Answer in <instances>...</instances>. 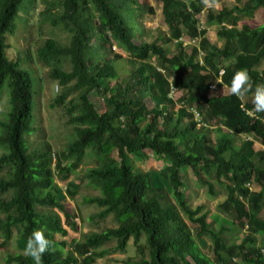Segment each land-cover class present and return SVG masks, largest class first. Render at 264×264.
<instances>
[{
    "label": "trees",
    "instance_id": "obj_1",
    "mask_svg": "<svg viewBox=\"0 0 264 264\" xmlns=\"http://www.w3.org/2000/svg\"><path fill=\"white\" fill-rule=\"evenodd\" d=\"M37 1L44 6L40 22L60 28L69 38L66 44L47 39L36 51L62 90L53 105L65 112L72 131L59 154L46 142L29 145L36 132V82L23 68L28 53L7 55L6 36L26 22L21 14L28 15ZM156 1L167 38L146 43L138 0H0V94L7 91L9 105L0 120V249L18 230L19 251L6 255L3 264H33L24 245L36 229L51 242L42 264H94V257L106 253L100 250L105 244L115 242L114 250L123 253L131 241L137 259L126 264H264V113L252 111L251 91L239 98L209 95L221 71L220 90H229L233 74L241 69L247 70L253 89L264 85V70L257 69L264 62V24L236 29L242 18L264 14V0L206 12L205 23L218 27L220 48L208 40L197 18L205 0H191L187 6L184 0ZM184 36L197 42L190 51L178 43ZM172 43L177 53L170 56L162 45ZM124 55L137 66L127 81H119L116 63ZM151 58L156 65L144 66ZM66 64L70 71L64 70ZM172 89L181 96L170 97ZM91 92L101 97L103 113L89 99ZM193 108L205 126H197ZM211 122L224 130L214 139ZM236 138L241 139L238 145ZM255 142L263 149L254 151ZM87 151L94 166L85 179L99 196L84 203L99 208L95 218L112 216L117 226L88 233L67 249L55 236L66 237V228L76 233L77 225L62 205L65 194L54 182L52 164L67 180ZM144 151L165 161L160 171L134 173L127 154L140 157ZM186 169L209 196L217 197L215 185L223 190L225 199L217 208L232 219L231 230L212 229L202 206L190 208L181 179ZM66 195L73 199L75 192L67 190ZM228 231L242 233L240 242L226 244L223 233ZM204 237L212 243L211 259L202 252Z\"/></svg>",
    "mask_w": 264,
    "mask_h": 264
},
{
    "label": "rangeland",
    "instance_id": "obj_2",
    "mask_svg": "<svg viewBox=\"0 0 264 264\" xmlns=\"http://www.w3.org/2000/svg\"><path fill=\"white\" fill-rule=\"evenodd\" d=\"M190 1L191 0H184L183 4L187 6ZM138 2L143 11L141 14L143 30L142 41L150 43L156 41L159 37L167 38V30L165 26H162L161 5L156 0H138ZM244 3L245 0H205L204 12L197 18L200 22V25L206 29V37L213 45L220 48L222 47L223 42L219 41L216 37V32L218 31L217 25L205 23L204 17L206 12L216 13L224 8L231 9L234 6H242ZM43 8V4L40 1H37L36 7H34V10L29 12L28 15L21 14V18L26 20V22L21 21L17 23L14 35L6 36V44L8 45L7 55L10 58H15L18 53L21 55V57L25 52L28 53L29 62L28 64H25L23 68H26L30 71L36 82L37 93L34 98L35 102L33 101L32 121V125H34L36 132L28 138L29 145L31 147H35V145L39 142H46L50 145L53 153L59 154L70 142L72 131L71 128L66 125L67 116L65 112L61 107H56L53 105V102L61 94L62 90L55 82L50 79V69L45 67L37 60L36 51L47 39H55L60 43L66 44L68 43L69 38L67 32L61 30L60 28H52L49 24L40 22L41 18L39 13L43 10ZM263 24L264 14L263 12L258 11L252 18H242L236 29H239L242 25L248 26L249 28H256ZM178 43H181L187 51H190L191 47L197 45L196 41H190L185 36L182 37ZM162 46L168 50L170 56L177 53L176 43L163 44ZM113 53L115 52L113 51ZM143 65L155 66V59L151 58L150 61L144 62ZM116 66L118 80L127 81L131 71L137 66V63L124 55L122 59L116 63ZM257 69L259 71L264 70V62ZM64 70L70 71V66L66 64ZM114 82L115 81L112 80L110 82V86H113ZM229 93V90L221 89L213 93L211 92L209 95L220 97L228 95ZM176 96L178 98L181 96V94L174 95V99ZM74 97L75 94H72L67 101L72 100ZM89 99L91 100L92 104H94L98 113L104 112V104L98 94L91 92L89 94ZM8 108V94L7 91L3 89L2 93L0 94V120L3 119L8 111ZM196 111L200 112L198 109H196ZM219 124V122L216 124L213 122L210 123V128L212 129L210 131L212 132V139L224 131L222 126ZM240 141V138H236V145H238ZM261 149L263 148L257 142H255L253 150L259 151ZM1 152L2 151L0 150V154ZM113 156L117 158V152H114ZM127 161L131 164L134 173L160 171L161 167L165 164L164 160H156L149 151H144L140 157H134L127 154ZM66 164L67 163L63 162L62 166H65ZM93 166L94 159L91 153L87 151L86 156L83 158L76 171L72 173L67 180H61V177L57 175L58 170L55 168L54 163L52 164L54 182L65 194V200L62 202V205L64 206L65 211L74 215V220L76 221L77 225L76 233L72 232L69 228L64 227L68 232L67 236L64 238L59 235L55 236V240L57 242H64L67 245V249H70L73 244L79 243L82 237L88 233H100L106 229H112L117 226L112 216H108L103 220L95 218L94 216L98 214L99 208L84 203V200L87 198L99 196V191L92 188L85 179L86 172ZM181 179L185 185V188L183 189L184 198L186 199L190 208L195 209L198 206H202L204 212L208 214L207 222H213L211 223L212 229L217 231L221 226H224L225 228L231 230L232 219L219 211L217 208V205L225 199L223 190L215 185L214 189L217 192V197L213 198L209 196L205 187L198 186L195 183L190 169H186L181 173ZM72 185H76L77 189H74ZM67 190L70 192H75V197L73 199L66 195ZM170 201L173 203L172 200ZM92 217L93 219H91ZM260 217L263 218L264 215L261 214ZM233 225L234 229H239L236 224ZM189 226L191 230L195 229L194 226ZM195 232L196 231H194V235ZM17 234L18 230H13V237L10 242L0 249V264H3V259L6 255H14L19 252L15 242ZM223 238L226 244L240 242L242 239V233H238L235 236L233 233L231 234V231L224 232ZM256 238H258L259 242L261 243L262 238H260L259 235H256ZM202 240L205 244V246L202 247V252L211 259L212 243L207 237H204ZM1 242L2 239L0 238V244ZM141 244L144 245V239L141 240ZM115 246V242L105 244L100 250L106 253L102 257H94V264H126L128 261L137 259V251L132 241L127 245L125 252L123 253L115 251Z\"/></svg>",
    "mask_w": 264,
    "mask_h": 264
},
{
    "label": "clouds",
    "instance_id": "obj_3",
    "mask_svg": "<svg viewBox=\"0 0 264 264\" xmlns=\"http://www.w3.org/2000/svg\"><path fill=\"white\" fill-rule=\"evenodd\" d=\"M229 91L237 98L251 91L252 111L257 114L264 113V85H256L253 89L247 70H237L233 74L229 84ZM50 244L51 242L45 236L44 231L36 229L27 238L24 252L31 258L33 264H42V256L49 250Z\"/></svg>",
    "mask_w": 264,
    "mask_h": 264
},
{
    "label": "built area",
    "instance_id": "obj_4",
    "mask_svg": "<svg viewBox=\"0 0 264 264\" xmlns=\"http://www.w3.org/2000/svg\"><path fill=\"white\" fill-rule=\"evenodd\" d=\"M221 76H222V71L219 72V79L211 84L210 91L216 92V91L220 90V88L218 87V84H220V77ZM222 89H224V88H222ZM176 94H181V93L172 89L170 97L174 96ZM191 113L193 115V120L196 122L197 126H205L206 125L203 123V119L201 117V114L199 112H197L195 108H193L191 110Z\"/></svg>",
    "mask_w": 264,
    "mask_h": 264
}]
</instances>
